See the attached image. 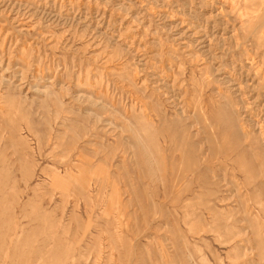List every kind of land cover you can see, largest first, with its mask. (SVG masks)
<instances>
[{"label":"rangeland","instance_id":"1","mask_svg":"<svg viewBox=\"0 0 264 264\" xmlns=\"http://www.w3.org/2000/svg\"><path fill=\"white\" fill-rule=\"evenodd\" d=\"M263 49L264 0H0V264H264Z\"/></svg>","mask_w":264,"mask_h":264},{"label":"bare ground","instance_id":"2","mask_svg":"<svg viewBox=\"0 0 264 264\" xmlns=\"http://www.w3.org/2000/svg\"><path fill=\"white\" fill-rule=\"evenodd\" d=\"M242 28L244 29V32L241 33V32L239 31V32L237 33V35H236V39H241V40H243V39H245L246 37H249V36L252 37V35L254 34V31H255V30H253L252 28L249 29V27H247L246 24H243V25H242ZM257 28H258V26H257ZM257 28H256V29H257ZM254 35H255V34H254ZM261 35H262V34H261ZM258 36H259V35H258ZM232 37H233V36H232ZM260 37H261V36H260ZM238 42H239V41H238ZM248 43H249V42H248ZM248 43H247V44H248ZM220 44H221V43H220ZM236 44H237V42H236ZM242 44H243V43H242ZM242 44H239V45H242ZM237 45H238V44H237ZM237 45H236V46H237ZM244 45H245V43H244ZM248 46H249V45H248ZM238 48H239V47H238ZM247 48H249V47H247ZM252 49H253V48H252ZM263 50H264V49H263ZM260 52H261V51H260ZM245 54H246V53H245ZM250 54H251V53H250ZM246 55H247V54H246ZM254 56H255V54H254ZM238 59H239V58H238ZM250 59H251V58H250ZM252 60H253V59H252ZM254 60H255V59H254ZM251 63H253V62H251ZM251 81H252V80H251ZM207 85H208V84H207ZM249 85H250V84H249ZM248 100H249V99H248ZM245 105L247 106V104H245ZM144 106H145V105H144ZM159 106H160V105H159ZM249 106H250V105H249ZM200 107H201V105H200ZM236 107H237V106H236ZM143 108L145 109V107H143ZM168 108H169V107H168ZM201 108H202V107H201ZM200 110H201V109H200ZM159 111H160V110H159ZM208 111H209V110H208ZM213 111H214V110H213ZM202 112H203V110H202ZM207 113H208V112H207ZM214 113H215V112H214ZM174 114H175V113H174ZM174 114H173V115H174ZM254 114H255V113H254ZM161 115H162V114H161ZM203 116H204V115H203ZM175 117H176V115H175ZM177 117H178V116H177ZM177 117H176V119H177ZM181 118H182V117H181ZM186 118H187V117H185V119H186ZM204 118H205V117H204ZM176 119H175V120H176ZM169 120H170V119H169ZM206 120H207V119H206ZM207 122H208V120H207ZM146 123H147V122H146ZM240 123H241V122H239V124H240ZM209 124H211V123H209ZM241 124H242V123H241ZM234 125H235V123H234ZM253 125H254V124H253ZM180 127H181V126H180ZM180 127H179V129H180ZM182 127H183V126H182ZM253 127H254V126H253ZM253 127H252V128H253ZM240 128H241V126H240ZM261 129H262V128H261ZM183 130H184V129H183ZM183 130H182V131H183ZM243 130H244V129H243ZM253 130H254V129H253ZM253 130H252V131H253ZM249 131H250V130H249ZM249 131L247 132V131L244 130V131H242V132H244V134H245L246 137H249V134H251V132H249ZM256 131H257V130H256ZM174 132H176V131H174ZM238 132L241 134V130L239 131V129H238ZM238 132H237V133H238ZM169 133H171V132H169ZM180 133H181V132H180ZM239 133H238V135H239ZM173 134H174V133H173ZM177 134H178V132H177ZM233 134H234V133H233ZM252 134H253V133H252ZM170 135H171V134H170ZM174 136H175V135H174ZM214 136H215V135H214ZM218 136H219V135H218ZM251 136H252V135H251ZM169 137H170V136H169ZM215 137H216V136H215ZM152 138H153V137H152ZM237 138H238V137H237ZM254 138H256V137H254ZM261 138H262V139L264 138V137H262V133H261ZM136 139H137V138H136ZM147 139H148V138H147ZM170 139H171V138H170ZM216 139H217V138H216ZM233 139H234V138H233ZM153 140H154V139H153ZM156 140H157V139H156ZM168 140H169V139H168ZM172 140H173V139H172ZM254 140H256V139H254ZM163 141H165V140H163ZM174 141H175V140H174ZM156 142H157V141H156ZM169 142H170V141H169ZM217 142H218V141H217ZM255 143H256V142H255ZM163 144H164V143H163ZM164 145H165V144H164ZM161 150H163V149H161ZM245 151H247V150H245ZM245 151H244V152H245ZM206 153H207V152H206ZM242 154H243V153H242ZM205 156H206V155H205ZM177 159H178V158H177ZM187 159H188V158H187ZM191 159H192V158H191ZM191 159H190V160H191ZM193 159H194V158H193ZM193 159H192V160H193ZM248 160H249V159H248ZM248 160H247V161H248ZM198 161H199V160H198ZM262 161H263V160H262ZM262 161H261V162H262ZM150 162H151V161H150ZM187 162H188V161H187ZM189 162H190V161H189ZM250 162H252V161H250ZM182 163H183V162H182ZM247 163H248V162H247ZM187 164H188V163H187ZM196 164H197V163H196ZM198 164H199V163H198ZM204 164H205V163H204ZM204 164H203V165H204ZM251 164H252V163H251ZM163 165H164V164H163ZM189 165H190V163H189ZM191 165H192V164H191ZM181 166H183V164H182ZM190 167H191V166H190ZM186 168H187V167H186ZM200 168H201V167H200ZM202 168L205 169L204 167H202ZM202 168H201V169H202ZM190 169H191V168H190ZM190 169H189V170H190ZM202 171H203V170H202ZM252 171H253V170H252ZM191 172H192V171H191ZM260 173H261V172H260ZM254 174H256V173H254ZM191 175H192V174H191ZM196 178H197V177H196ZM245 179H247V178H245ZM200 180H201V179H200ZM240 180H241V179H240ZM248 180H249V179H248ZM240 184H241V183H240ZM242 185H243V184H242ZM219 189H220V188H219ZM217 190H218V188H217ZM246 191H247V190H246ZM246 191H245V192H246ZM211 193H213V192H211ZM248 193H249V192H248ZM213 194H214V193H213ZM217 196H218V193H217ZM224 196H225V195H224ZM248 196H249V195H248ZM219 197H220V196H219ZM249 197H250V196H249ZM216 200H217V199H216ZM231 200H232V199H231ZM216 202H217V201H216ZM259 202H260V200H259ZM217 203H218V202H217ZM229 203H230V202H229ZM216 205H217V204H216ZM230 205H231V204H230ZM224 207H225V206H224ZM230 207H232V206H230ZM235 207H236V206H235ZM237 207H238V206H237ZM237 207H236V208H237ZM217 208H218V207H217ZM220 208H221V207H220ZM220 208H218V209H220ZM236 211H237V210H236ZM254 212H255V211H254ZM254 212H253V214H254ZM253 214H252V215H253ZM252 215H251V217H252ZM258 215H260V214L258 213ZM233 216H234V214H233ZM234 217H235V216H234ZM231 218H233V217L231 216ZM237 219H238V218H237ZM263 219H264V216H263ZM231 220H232V219H231ZM231 220H230V221H231ZM228 221H229V220H228ZM234 221H235V220H234ZM237 222H238V221H237ZM232 223H233V222H232ZM263 223H264V220H263ZM237 224H238V223H237ZM232 225H233V224H232ZM230 226H231V224H230ZM232 227H233V226H232ZM263 227H264V226H263ZM240 228H241V227H240ZM228 232H229V231H228ZM263 232H264V231H263ZM228 234H229V233H228ZM228 234H227V235H228ZM234 234H235V233H234ZM230 235H231V234H230ZM256 235H257V234H256ZM258 235H259V234H258ZM233 237H234V236H232V238H233ZM225 238H227V236H226ZM234 240H235V238H234ZM232 241H233V240H232ZM226 242H228V241H226ZM229 242H230V241H229ZM223 243H225V242H223ZM216 244H217V243H216ZM218 244H219V243H218ZM229 244H231V243H229ZM216 246H217V245H216ZM220 247H221V246H220ZM224 247H225V246H224ZM216 248H217V247H216ZM227 248H228V247H227ZM262 249H263V247L261 248V250H262ZM262 251H263V250H262ZM219 253H220V252H219ZM224 254H226V253H224ZM225 256H226V255H225ZM233 259H234V258H233ZM223 260H224V259H223ZM192 261H193V260H192ZM226 261H227V260H226ZM228 261H229V260H228ZM220 262H221V260H220ZM206 263H207V262H206ZM221 263H222V262H221ZM219 264H220V263H219ZM222 264H223V263H222ZM240 264H241V263H240Z\"/></svg>","mask_w":264,"mask_h":264}]
</instances>
